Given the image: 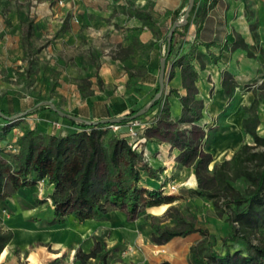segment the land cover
Instances as JSON below:
<instances>
[{
    "label": "trees",
    "instance_id": "16d2710c",
    "mask_svg": "<svg viewBox=\"0 0 264 264\" xmlns=\"http://www.w3.org/2000/svg\"><path fill=\"white\" fill-rule=\"evenodd\" d=\"M187 3L188 0H183L179 8L172 10L169 14L170 23L160 26L158 31L153 28L156 22L149 11L135 6L128 9L127 13L142 20L143 25L148 26L154 36H157V32L161 34L160 61H164V80L172 76L171 70H167L170 62L171 67L180 68L181 84L187 91L185 95H180L176 89L168 90V94L177 97L181 104V115L174 122L186 125L187 131H192L194 128L199 136L203 137L205 133L200 126V121L203 119V102L196 98L195 85L199 74L191 50L183 52L180 36L191 23H195L196 28H199L206 12V0H194L186 23L176 27L169 34L170 27L183 15V8ZM31 29L32 21L28 20L19 43L23 57L32 58L41 50V46H35L32 41ZM143 45L138 38H134L127 46L118 45L113 57L121 61L126 60ZM236 46L245 48L243 43H233L231 48ZM222 48L228 49V44L225 43ZM207 60L216 62L218 57L209 54ZM125 70L129 79L127 87L131 90V96L128 98L130 108L128 113L119 116L120 119L115 124L122 127L135 119L151 118L158 121L159 114L169 116L168 104L165 106L162 104L163 101L166 103L167 93L164 90L150 108L132 118L140 109L148 105L158 92L159 85L157 80L154 93L146 102L138 105L137 97L141 88L133 87L130 80L140 79L147 67L139 65L135 70L128 67H125ZM96 77L97 84L100 85V78L97 75ZM224 85L225 94L231 97L230 86L226 85V82ZM89 86L90 82L86 79L81 82L79 89L82 97L93 94ZM253 94L250 104L242 109L244 116L241 119L242 130L251 136V143H242L233 151L229 159L214 166L211 176L200 178L198 171H195L197 185L189 192L210 200L216 217L223 218L226 223V234L222 237L223 252L219 253L213 248V240L208 241V253L200 259L201 264H264V134L257 133L260 123L258 105L263 93ZM43 110L46 111V117L53 114L59 119V115L39 99L30 105L21 103L15 98L4 99L0 103L1 112L8 116L15 115L11 120L0 117L2 120L0 142L4 141L2 149L7 153L5 159L0 157L1 202L24 186L34 185L38 192V181L46 180L52 186V190L44 198L50 201L52 214L45 219V224L51 226L64 223L69 215L79 221L104 220L105 215L112 210L124 211L129 220L143 217L146 221L147 208L170 204L174 200L171 196H165L160 188L141 187L142 171H147L150 176H155L158 171L144 162L142 154L129 145L130 137L127 130L114 133V136L109 137V145H104V138L110 130L109 123L87 124L84 120L88 119L61 118V121L71 126L65 135L43 134L36 129L28 128L20 131L13 142V130L19 118L33 116ZM72 114L77 117L75 112ZM153 125L142 130L145 135L150 132ZM8 144H12L13 149H7ZM209 162H211V153L207 152L200 156L197 164L204 166ZM236 181H241L244 187L236 188L233 185ZM36 201L42 203L41 199ZM163 217L171 218L173 224L160 226L152 221L148 224L141 221L138 224V229L142 230L153 244L163 245L173 238L185 237L194 232H199L205 237L210 236L206 229L195 225L194 217L185 218L175 206L168 207ZM12 236L11 230L0 227V253ZM38 245L42 244L37 242L29 247ZM232 246L237 247L231 249ZM113 250L106 247L100 236H94L92 248L88 252L77 248L74 259L79 264H108V258ZM59 263L60 259L56 258L47 264ZM161 264L170 263L163 261Z\"/></svg>",
    "mask_w": 264,
    "mask_h": 264
},
{
    "label": "crops",
    "instance_id": "0c3cea01",
    "mask_svg": "<svg viewBox=\"0 0 264 264\" xmlns=\"http://www.w3.org/2000/svg\"><path fill=\"white\" fill-rule=\"evenodd\" d=\"M182 1L175 0V4L172 6H165L161 4L160 0H153L151 8L155 12L163 9L168 14L167 19L163 20L158 16L154 17L155 14L149 11L144 0H104V5H107L104 12L97 8L87 10V13L90 14L85 12V15L81 12L73 19L75 23L70 25V30L61 23L58 24L53 34L64 43V49L68 48L72 51V54L67 55L59 66V88L55 89V93L59 95L60 101L66 103L65 106L59 105V109L70 115L75 112L78 118L90 121L119 117L128 113L130 108L128 98L131 96V90L127 87L129 79L125 70L127 67L125 62L131 57H134V68H128L135 70L139 65L147 67L140 79L130 80L133 87L141 88L137 104L146 102L154 93L158 80L161 34L157 32V36H154L150 28L143 25L142 20L129 15L127 10L137 6L149 11L159 28L170 23V12L179 8ZM126 2H129V5ZM118 3L125 6L124 13L111 17L112 6ZM57 4H59V0H41L33 14V22L45 23L56 18L55 21L59 23V6ZM205 7L206 12L199 28H196L195 23H191L180 36L183 52L191 50L194 55V65L199 74L195 83L196 98L203 103L212 102L208 108H202L203 121L208 116H215L223 111L226 107L225 102L238 100L241 87L252 85L255 80L261 82L264 78V59L258 58L254 61L251 58L253 47L258 46L264 51V0H206ZM97 17L102 18V23L98 28L87 25L84 29L83 22L88 24L89 20L92 21ZM5 18L11 17L0 14V21ZM13 19H15V15ZM60 22L63 21L60 20ZM32 33L34 32L31 29V37ZM95 36L107 39L109 52L104 49L102 54L97 50L93 44ZM134 38H138L144 44L142 48L123 61L113 57L114 50L118 45L127 46ZM225 43L228 44L226 50L222 48ZM233 43H243L245 48L240 46L231 48ZM8 44L9 42L0 43V52H8L11 47ZM207 44L210 46L207 47ZM209 54L217 56L218 60L216 62L208 61ZM96 67H98L97 73H95ZM167 70H171L172 73L170 78H165L168 110L172 119H178L181 115L180 101L174 95L168 94V90L169 88L176 89L180 95H185L187 91L181 84L180 68L171 67L168 62ZM96 75L100 78V85L97 84ZM82 79L90 82L89 89L93 91L92 95L81 96L79 86ZM224 81L226 85L230 86L231 97H228L224 92ZM253 97L254 94L247 91L242 107L235 112L240 114L238 129L250 140L251 136L242 130L241 119L244 116L243 107L248 106ZM5 98L10 99L9 96ZM261 101L262 103H260ZM260 102L258 105L260 123L257 133L263 135L264 120L261 118L260 109L264 111V96ZM32 117H34L35 123L30 128L43 134L65 135L71 128L67 122L61 121V118L65 117L59 115V119H57L53 114L46 117L44 110ZM56 122L60 124V128L54 126ZM126 130L127 128L122 126L117 132ZM236 135V130H233L229 142L234 141ZM145 150L149 155L150 164L155 166L152 168L163 167L170 162V159H172V164L176 163L173 159L176 158L178 151L170 145L148 141L145 144ZM166 154H170V157L166 158ZM141 176L144 187L152 189L147 184L150 180L153 182L155 179L147 171H143ZM154 188L156 187L154 186ZM51 190L52 186L44 180L45 198ZM40 198L42 197L37 196L36 186L32 185L24 186L7 197L4 202L0 201V227L11 230L13 234L9 243L0 253V262L3 264H47L56 258L60 259L59 264H79L74 259L76 249L80 248L82 251L88 252L93 246L94 236H100L107 248L114 249L108 258V264H161L158 259V250L160 248L164 250L165 245L176 240L173 238L163 245L151 243L142 230L138 229L141 220L139 218L129 220L127 214L120 210L108 212L104 220L79 221L69 215L72 219L71 222L69 220L62 224L48 226L45 224L46 218L39 216L45 208L43 207L45 203L39 204L36 201ZM166 205L152 208L161 213ZM46 206L50 210L52 209L50 201ZM37 242L42 245L29 247ZM127 247L130 248V251L126 250ZM92 262L95 263V260L92 259Z\"/></svg>",
    "mask_w": 264,
    "mask_h": 264
},
{
    "label": "rangeland",
    "instance_id": "374dc122",
    "mask_svg": "<svg viewBox=\"0 0 264 264\" xmlns=\"http://www.w3.org/2000/svg\"><path fill=\"white\" fill-rule=\"evenodd\" d=\"M41 0H0V14L10 15L11 18H5L0 21V43L5 44L9 42L11 45L10 50L0 52V103L7 99L15 98L21 103L30 105L35 100H42L45 102H51L55 107L59 109V105L65 106L64 101L59 100V95L55 93V89L59 88V66L64 61L67 55H71L72 51L68 48L64 49V43L61 42L59 37H55L54 29L58 24H62L65 28H69L72 23H75L73 19L78 16L81 12L85 14L87 10L97 8L99 11L104 12L107 9V5H104V0H59V23L53 18V21L33 22V14L37 8V5ZM52 1V0H50ZM55 1V0H54ZM134 1V0H133ZM149 11L155 14L154 17L160 18L161 20L167 19L168 14L165 10L154 11L151 8L153 0H144ZM161 4L165 6H172L175 4V0H160ZM55 4V2H54ZM129 5V2L127 3ZM184 6L183 9H185ZM125 6L113 4L111 17L117 16L120 13H124ZM182 9V10H183ZM53 11V10H52ZM85 14V15H86ZM15 15V19L13 16ZM83 17V16H81ZM181 18V17H180ZM179 18V19H180ZM178 19V20H179ZM28 20L32 21V41L35 46H41L42 50L34 55L32 58L23 57L22 49L20 48V37L21 33L26 27ZM62 20L63 22H60ZM102 18H95L89 20V23L83 22L84 29L89 25L90 27H97L101 25ZM81 25V28H83ZM163 25V24H161ZM155 30H159L155 25ZM60 42V43H59ZM93 44L98 51L102 52L105 49L109 52L107 39L99 36L93 38ZM164 46V45H163ZM66 47V46H65ZM60 48V49H59ZM164 51V47H162ZM255 52V54H254ZM251 58L255 61L258 58L264 59V51L258 46L253 47L251 51ZM134 58V57H133ZM133 58L131 57L125 62L127 67L134 68ZM258 67V66H257ZM98 67L95 69L97 73ZM258 71V70H257ZM86 73V71H84ZM92 73V72H91ZM84 79L81 80V82ZM252 85H244L240 88V96L238 100H229L225 102L226 107L223 111L217 113L215 116H208V118L200 121V126L203 129L205 135L200 137L198 132L192 128V131H187L186 125L176 124L172 119L164 114L158 115V121L156 120L150 132L144 134L141 131L140 137L137 139H131V144L137 151L142 154L143 161L146 162L150 167L152 166L148 160V153L145 150V144L148 141H155L164 143L174 147L177 155L173 159L176 161V165L170 162L165 164L163 167L152 168L158 171L155 176H152L155 180H150L147 186L154 188V186L163 192L165 196H171L174 200L167 204L163 212L153 210V208H147L145 211L148 215V219L144 221L143 217L140 220L148 224L152 221L160 226L172 225L173 221L171 218L163 217V214L167 211L168 207L175 206L187 219L195 220V225L198 228L206 229L210 236L205 237L199 232H194L185 237H177L176 240L165 245L164 250L161 248L158 250L159 263L167 261L170 264H201L200 259L204 258L208 253V241H214L213 248L219 252H223L222 237L226 234V223L223 218L216 217L212 208L210 200L195 196L190 193V189H193L197 185V177L195 171H198L200 178L202 176H211L213 174V167L219 164L225 159H229L233 151H235L242 143H251V140L242 135L239 126V116L235 112L240 110L242 103L245 99V93L251 91L252 93H263L264 96V78L260 82L258 80L253 81ZM51 86L53 89L51 90ZM165 90V85H164ZM162 104L165 106L167 103V96ZM146 100V99H144ZM262 103V101L260 102ZM212 104L210 101L203 103V108H208ZM47 105V104H46ZM48 106V105H47ZM260 115L264 120V111L260 109ZM34 117H20L16 122V128L13 130V134L17 131H23L30 128L34 123ZM149 119V118H146ZM151 119V118H150ZM2 120L0 119V123ZM109 132L104 138V145H109V137L114 136L113 131L109 128ZM236 130V138L234 141L229 142V138ZM0 157L6 158L7 153L2 149L4 141L0 142ZM209 145V146H208ZM214 145V148H213ZM230 145V146H228ZM108 148V147H107ZM108 150V149H107ZM212 152L211 162L207 165H198L197 162L202 154ZM170 154H166V158H169ZM154 164V162L151 161ZM155 164L157 162L155 161ZM143 175V171L141 172ZM142 177V176H141ZM164 181L174 182L178 185V191H169V189L163 190ZM143 189L144 184H140ZM233 185L242 189L244 184L241 181H236ZM183 189V191H182ZM38 191V190H37ZM45 207L40 218L51 217V210L47 207L48 200H46L44 191L37 192ZM148 210V211H147ZM66 221H72L71 216L66 218ZM237 246H232L231 249ZM25 258V257H24Z\"/></svg>",
    "mask_w": 264,
    "mask_h": 264
},
{
    "label": "water",
    "instance_id": "95a60500",
    "mask_svg": "<svg viewBox=\"0 0 264 264\" xmlns=\"http://www.w3.org/2000/svg\"><path fill=\"white\" fill-rule=\"evenodd\" d=\"M194 3V0H188L187 6L184 9V13L181 16V18L175 22L169 29V34L172 33V31L178 27V26H182L186 23V19L189 15V12L192 8V5ZM158 85H159V89L158 92L153 96V98L149 101L148 105L144 106L142 109H140L135 115L132 116V118H135L138 115H141L144 110L150 108L154 102L155 99L158 98V96L160 94L163 93L164 91V85H165V80H164V61L161 60L159 63V73H158ZM54 112H56L58 115L71 119V120H80V118L74 116V115H70L65 113L64 111L58 109L57 107H55L51 102L47 101L45 102ZM0 117L5 119V120H11L15 118V115L12 116H8L6 114H4L3 112L0 111ZM120 119V117H114V118H108V119H101L99 121H89V120H84L87 124H97V123H109V124H114L116 123L118 120Z\"/></svg>",
    "mask_w": 264,
    "mask_h": 264
},
{
    "label": "built area",
    "instance_id": "2783aa9c",
    "mask_svg": "<svg viewBox=\"0 0 264 264\" xmlns=\"http://www.w3.org/2000/svg\"><path fill=\"white\" fill-rule=\"evenodd\" d=\"M155 123V120L153 119H142V120H138L135 119L132 122H130L129 124L125 125V127L127 128V134L129 135V137L131 139H138L140 136L141 131L145 128V127H150ZM55 127L56 128H60V124L59 123H55ZM119 125L114 124H109V128H111L113 131H117L119 129ZM19 134V131H17L16 133L13 134L12 136V141L14 142L16 139V136ZM139 136V137H138ZM129 144H131V141L129 142ZM7 149H13V145L12 144H8L7 145ZM165 185H163V190L164 189H169V191H178L179 187L178 185H176L174 182H168V181H164ZM37 190L39 193L43 192V180L38 181L37 183ZM3 213H5V211L3 210ZM127 251H130V248L127 247L126 248Z\"/></svg>",
    "mask_w": 264,
    "mask_h": 264
}]
</instances>
